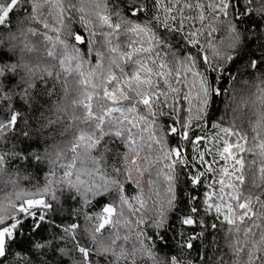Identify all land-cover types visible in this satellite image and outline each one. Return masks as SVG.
Instances as JSON below:
<instances>
[{"label":"snow or ice","instance_id":"obj_1","mask_svg":"<svg viewBox=\"0 0 264 264\" xmlns=\"http://www.w3.org/2000/svg\"><path fill=\"white\" fill-rule=\"evenodd\" d=\"M8 143L0 264H264V0H0Z\"/></svg>","mask_w":264,"mask_h":264},{"label":"trees","instance_id":"obj_2","mask_svg":"<svg viewBox=\"0 0 264 264\" xmlns=\"http://www.w3.org/2000/svg\"><path fill=\"white\" fill-rule=\"evenodd\" d=\"M245 27H247V25H245ZM75 28V26H74ZM259 48V44H253L251 46V51L255 52V54L257 56H259L261 53L257 50ZM245 65H246V61H245ZM245 65H240V64H236V76L237 79L239 81H241V83L237 84L235 86V92H229L227 93L224 97L218 98L217 99V103H216V109H218L221 113V116L225 119V121L228 120H232L235 119L236 120V124L237 126H241L244 127L245 129L248 128V121L249 119L252 118V107L251 105L249 107H239L238 105L240 104V98H247L250 101L251 100H255L256 97L253 95V93L255 92V89L253 88H249L247 84L243 83L245 81H252L254 80L256 77L254 76H250L247 74L248 69L246 68ZM253 72H255V70H252ZM260 74L256 73V76L258 77ZM228 89H232L233 88V84L231 81H229L228 85H227ZM235 96V99L233 98ZM221 100H223V103H221ZM11 147V143L5 144V145H0V150L4 149V148H10ZM21 147H23V145H21ZM36 151H39V149H34ZM16 166L13 165L12 168L14 169ZM183 185L181 184L180 187H182ZM80 223L82 225L81 230H79L78 233V239H80L81 243L84 244H88L89 240L87 238L86 233L83 231V228L85 226V222L83 220V218H80ZM151 234V233H149ZM169 236L171 237V239H169L167 241V243L170 245L169 248H165L163 251H161L159 254L161 256H167L170 252L171 253H176L179 254L180 253V249L177 248V237L175 235V233L170 232ZM157 243H159V241L157 240ZM222 243V241H221ZM60 246L62 248H65L70 255H74V253L72 252V242L71 240H68L67 242L61 241L60 242ZM204 249H200V252L203 253ZM219 253H212L209 252L208 253V258L210 261H212L213 259L216 258V256H218ZM197 257V253L195 251L192 250H188L187 253H185L183 255V259L185 260H192L195 261ZM66 259V264H70V262Z\"/></svg>","mask_w":264,"mask_h":264}]
</instances>
